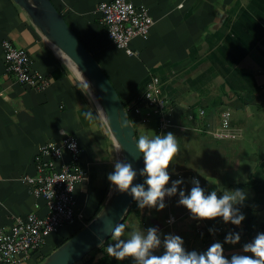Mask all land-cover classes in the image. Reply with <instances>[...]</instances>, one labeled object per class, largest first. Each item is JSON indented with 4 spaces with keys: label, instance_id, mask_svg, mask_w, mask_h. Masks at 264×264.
I'll list each match as a JSON object with an SVG mask.
<instances>
[{
    "label": "crops",
    "instance_id": "crops-1",
    "mask_svg": "<svg viewBox=\"0 0 264 264\" xmlns=\"http://www.w3.org/2000/svg\"><path fill=\"white\" fill-rule=\"evenodd\" d=\"M52 1L99 61L127 109L133 108L151 75L160 77L172 108L173 126L165 131H159L157 120L136 129L138 137L153 131L176 135L178 152L169 172L184 183L165 197L164 209H132L122 222L125 231L155 226L162 234L180 235L188 250L198 251L216 241L224 243L228 232L238 231L241 241L224 243L225 255L242 252L244 243L264 232V0H131L147 6L154 19L148 38L132 40L133 55L114 45L101 23L98 6L111 0ZM4 39L29 52L35 71L49 82L44 90L30 89L6 73ZM81 83L27 12L14 0H0V225H11L31 212L47 214L45 199L32 195L22 176L36 173L41 145L59 139L60 130L78 137L86 172L76 190V219L20 264L47 259L102 211L113 192L107 175L120 160L117 145L96 100L77 89ZM89 111L92 119L85 115ZM226 113L240 135L216 139L206 130L218 128ZM132 116L138 123L139 116ZM193 177L206 192L244 190L242 224L193 219L178 204L179 191L190 190ZM171 216L175 221L169 223ZM108 243L111 239L77 264H101L105 257L108 264H134L131 258L108 256Z\"/></svg>",
    "mask_w": 264,
    "mask_h": 264
},
{
    "label": "built area",
    "instance_id": "built-area-1",
    "mask_svg": "<svg viewBox=\"0 0 264 264\" xmlns=\"http://www.w3.org/2000/svg\"><path fill=\"white\" fill-rule=\"evenodd\" d=\"M98 12L111 42L130 55L136 54L130 47L132 40L148 38L154 25L149 8L131 0L104 1L98 6ZM2 45L5 71L17 83L36 91L48 86V80L35 71L26 49L8 39H4ZM126 110L129 116L137 114L140 123L156 119L160 132L173 126L172 108L163 95L162 81L157 75L150 76L133 108ZM206 131L216 139L240 135V130L230 124L229 113L218 128ZM59 135V139H50L41 145L36 156V173L22 176L31 194L45 199L47 214L31 212L26 217H17L11 225H0V264H20L41 250L51 234L76 219V190L86 176L80 164L82 146L78 137L65 129L60 130ZM72 141L76 144L74 150L67 146ZM66 154L67 160L64 159ZM170 218L175 221L174 216Z\"/></svg>",
    "mask_w": 264,
    "mask_h": 264
},
{
    "label": "clouds",
    "instance_id": "clouds-1",
    "mask_svg": "<svg viewBox=\"0 0 264 264\" xmlns=\"http://www.w3.org/2000/svg\"><path fill=\"white\" fill-rule=\"evenodd\" d=\"M84 95L94 101L95 96L91 83L85 81L77 85ZM86 90V91H85ZM98 112L102 109L97 105ZM92 119L93 113L86 112ZM103 118V117H102ZM137 152L143 160V167L137 170L128 161L115 160L113 171L108 173L110 189L121 194L127 193L137 203V207L164 209L165 197L177 193L178 185L184 183L183 177L172 179L169 167L175 162L178 152L176 135L167 133L141 134L134 141ZM68 148L75 149L74 141ZM119 150V145H117ZM174 170V169H173ZM138 175L142 182L134 183ZM193 186L188 191H179L178 204L189 210L193 219L215 220L222 218L227 223L239 226L246 219L241 210L247 199V193L241 189H225L218 194L217 190L206 192L199 179L193 177ZM172 222V218L169 219ZM124 223H117L112 228L110 239L104 251L117 261L131 258L134 264H264V232H259L249 242L242 245V252L233 253L230 258L225 255L224 243L236 245L241 241V233L230 231L224 236V243L213 242L202 251L188 250L183 237L178 234H162L155 226L146 230L125 231ZM209 228V232H215ZM163 236V239H162ZM162 251H158L161 249ZM251 253L252 255H248Z\"/></svg>",
    "mask_w": 264,
    "mask_h": 264
},
{
    "label": "water",
    "instance_id": "water-1",
    "mask_svg": "<svg viewBox=\"0 0 264 264\" xmlns=\"http://www.w3.org/2000/svg\"><path fill=\"white\" fill-rule=\"evenodd\" d=\"M42 34L67 55L91 82L111 135L119 145V157L139 170L143 160L137 152L136 128L125 104L99 61L69 25L52 0H14ZM142 182L138 175L134 183ZM133 197L112 192L102 211L83 229L53 251L41 264H77L110 238L112 228L127 215Z\"/></svg>",
    "mask_w": 264,
    "mask_h": 264
},
{
    "label": "bare ground",
    "instance_id": "bare-ground-1",
    "mask_svg": "<svg viewBox=\"0 0 264 264\" xmlns=\"http://www.w3.org/2000/svg\"><path fill=\"white\" fill-rule=\"evenodd\" d=\"M55 48L62 55V57L64 58V60L72 67V69L76 72V74L80 77L81 81L84 82L85 81V78L88 80V78L80 71V69L76 66V64L67 55H65L58 47L55 46ZM92 91H93V94L95 96V100H96L97 104L100 106V103L98 101V97L96 95V92H95L93 86H92ZM100 108H101V106H100Z\"/></svg>",
    "mask_w": 264,
    "mask_h": 264
},
{
    "label": "trees",
    "instance_id": "trees-1",
    "mask_svg": "<svg viewBox=\"0 0 264 264\" xmlns=\"http://www.w3.org/2000/svg\"><path fill=\"white\" fill-rule=\"evenodd\" d=\"M126 106V105H125ZM135 126V125H134ZM136 128V127H135ZM136 138H138V135H137V129H136ZM138 207H137V203H136V201L134 200L133 202H132V204L130 205V209H129V211H128V213H130V211L132 210V209H137ZM127 213V214H128ZM126 218V216L124 217V219ZM124 219L122 220V222L124 221ZM121 222V223H122ZM110 239V238H109ZM108 239V240H109ZM108 240H106L99 248H103L104 246H105V244L108 242ZM88 256V255H87ZM86 256V257H87ZM85 257V258H86ZM84 258V259H85ZM83 259V260H84ZM46 259H42L41 261H40V263L39 264H41V263H43L44 261H45ZM83 260H81V261H83ZM80 261V262H81ZM79 263V262H78ZM109 263V259H108V257H105V258H103V261H101V264H108ZM86 264H93V261H88Z\"/></svg>",
    "mask_w": 264,
    "mask_h": 264
},
{
    "label": "rangeland",
    "instance_id": "rangeland-1",
    "mask_svg": "<svg viewBox=\"0 0 264 264\" xmlns=\"http://www.w3.org/2000/svg\"><path fill=\"white\" fill-rule=\"evenodd\" d=\"M71 67V66H70ZM72 68V67H71ZM76 73V72H75ZM79 77V76H78ZM80 78V77H79ZM83 82V81H82ZM96 103V102H95ZM130 117H131V121H133V123L135 124V127L138 129V131H140L141 129H142V127L145 125V123H140V122H138V123H135V121H134V118H133V116L132 115H130ZM156 119H153L152 120V122L153 121H155Z\"/></svg>",
    "mask_w": 264,
    "mask_h": 264
}]
</instances>
